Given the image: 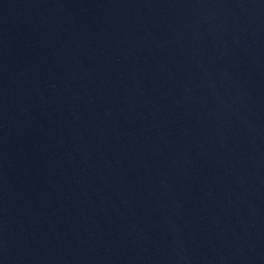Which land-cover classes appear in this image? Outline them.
Returning <instances> with one entry per match:
<instances>
[{
	"label": "water",
	"instance_id": "1",
	"mask_svg": "<svg viewBox=\"0 0 264 264\" xmlns=\"http://www.w3.org/2000/svg\"><path fill=\"white\" fill-rule=\"evenodd\" d=\"M0 264H264V0H0Z\"/></svg>",
	"mask_w": 264,
	"mask_h": 264
}]
</instances>
